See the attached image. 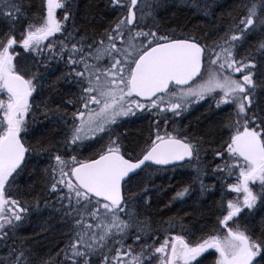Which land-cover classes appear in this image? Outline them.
<instances>
[{
	"label": "snow or ice",
	"instance_id": "obj_1",
	"mask_svg": "<svg viewBox=\"0 0 264 264\" xmlns=\"http://www.w3.org/2000/svg\"><path fill=\"white\" fill-rule=\"evenodd\" d=\"M0 264H264V0H0Z\"/></svg>",
	"mask_w": 264,
	"mask_h": 264
},
{
	"label": "trees",
	"instance_id": "obj_2",
	"mask_svg": "<svg viewBox=\"0 0 264 264\" xmlns=\"http://www.w3.org/2000/svg\"><path fill=\"white\" fill-rule=\"evenodd\" d=\"M77 4L80 7L81 14L87 10V6L92 2V0H76ZM219 15V13H218ZM161 22L164 24H180L183 26H187L188 28L199 27V28H206L207 21L204 17L197 14L194 10L189 8L181 7L179 10L175 11V14L172 11H167L162 13L161 15ZM54 79V77L52 78ZM199 110L195 111L191 116L190 119L195 120L197 116L204 112V108L197 107ZM187 122V121H186ZM146 127V121H137L136 123H132L128 125V132L130 136H140L142 135L141 129ZM172 175V174H168ZM190 179L187 172H178L174 175L172 179V184L176 189L181 187L184 183H186ZM206 182H211L209 178ZM155 183L157 185L163 184L167 189L166 192L161 193L158 197H153V208L152 214L153 216L159 220L160 217L167 219L168 216H175V215H184L186 211H192L194 208L193 202L189 199L188 203L177 202L174 203L170 208H166L165 204L168 202L170 195L173 192L172 188H168V181L165 180L163 177L157 178ZM215 200L219 199V195L217 194L214 198ZM213 205V198H207L206 204H201L194 215H198L199 212H204L205 214H210L209 209H211ZM259 219V217H257Z\"/></svg>",
	"mask_w": 264,
	"mask_h": 264
}]
</instances>
